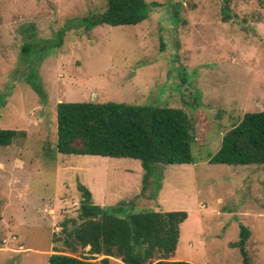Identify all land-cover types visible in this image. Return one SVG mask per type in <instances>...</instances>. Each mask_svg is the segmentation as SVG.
Masks as SVG:
<instances>
[{"label": "rangeland", "instance_id": "1", "mask_svg": "<svg viewBox=\"0 0 264 264\" xmlns=\"http://www.w3.org/2000/svg\"><path fill=\"white\" fill-rule=\"evenodd\" d=\"M106 2L0 0V129L19 133L0 148V264H48L55 249L69 254L52 236L77 218L79 183L96 205L186 212L174 260L241 264L229 245L245 226L249 262L264 264V166L208 163L245 113L264 111V0H229L226 21L221 0H146L159 6L137 25L89 32L74 25ZM29 43L38 50L27 55ZM90 101L176 108L189 117L200 111L215 127L209 144L191 147L193 163L155 164L142 190L138 160L60 153L48 160L56 105ZM88 249L73 255L101 264L104 256ZM109 264L123 263L110 257Z\"/></svg>", "mask_w": 264, "mask_h": 264}, {"label": "trees", "instance_id": "2", "mask_svg": "<svg viewBox=\"0 0 264 264\" xmlns=\"http://www.w3.org/2000/svg\"><path fill=\"white\" fill-rule=\"evenodd\" d=\"M221 3L222 20L231 19L229 0ZM157 6L146 0H107L102 12L78 19L74 25L82 26L86 32L101 25L134 26L146 20L150 8ZM178 7V3L172 7L176 22ZM62 38L60 32L53 46L61 44ZM36 50L29 43L22 52L28 55ZM56 123V142L45 143L48 160L53 161L55 153L138 160L144 172L142 190L151 179V167L155 164L193 163L191 147L195 143L209 144L207 132L215 127L200 111L189 117L181 109L113 101L60 102L56 105ZM18 134L15 130L0 129V148L10 146ZM208 163L264 166V111L245 113L236 126L224 133ZM77 190L81 195L77 218L62 221L60 232L52 236L53 244H62L70 252L53 250L56 253L48 257V264H96L73 255L79 248L87 247L91 255L104 256L101 264H109L110 257L123 264H191L174 260L186 212H134L131 207L126 210L127 202L100 206L92 202L87 187L79 183ZM249 235V229L241 226L240 240L229 245L239 250L241 264H251L245 250Z\"/></svg>", "mask_w": 264, "mask_h": 264}]
</instances>
